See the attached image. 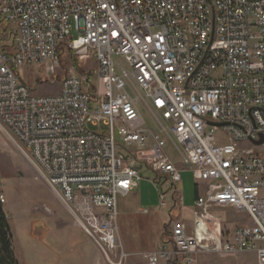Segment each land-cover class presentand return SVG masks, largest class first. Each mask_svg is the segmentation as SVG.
<instances>
[{
	"label": "built area",
	"instance_id": "2783aa9c",
	"mask_svg": "<svg viewBox=\"0 0 264 264\" xmlns=\"http://www.w3.org/2000/svg\"><path fill=\"white\" fill-rule=\"evenodd\" d=\"M0 20V131L110 264L131 257L118 198L144 167L161 206H183L170 145L204 187L193 227L172 221L146 263L253 253L264 264V0H0ZM68 53L97 68L63 77L57 95L33 94L20 70L56 77ZM226 209L240 217L233 232Z\"/></svg>",
	"mask_w": 264,
	"mask_h": 264
},
{
	"label": "rangeland",
	"instance_id": "374dc122",
	"mask_svg": "<svg viewBox=\"0 0 264 264\" xmlns=\"http://www.w3.org/2000/svg\"><path fill=\"white\" fill-rule=\"evenodd\" d=\"M4 25L0 24V33ZM71 35L72 38H77L79 33L72 30ZM1 44L0 40V46ZM96 68L97 65L91 58H85L78 63L75 56L68 53L54 75L59 76L60 80L63 76L85 74ZM20 76L37 96L57 95L61 91L60 81L54 76H49L44 65L24 67L20 70ZM142 113L147 124L153 126L150 114L145 110ZM216 138L221 143L228 141L222 131L217 132ZM169 153L182 167L181 159L171 145ZM142 174L144 178L138 187L128 196L118 198L121 241L125 246L128 244L137 251L151 247L162 231L164 234L167 232V226L163 225L164 221H185L189 227H193L196 201V186L191 171L184 170L182 180L178 184V190L184 197L183 209L180 206L174 207L172 199H169L168 206L163 208L160 204L159 188L154 183L156 174L147 167L142 169ZM41 177V172L32 160L22 155L0 131V190L4 197L2 204L9 217L13 245L20 264H81V262L91 264L92 243L97 248L98 245ZM145 209L149 210V214H143L142 210ZM220 213L224 218V228L233 232L236 224L232 221L240 217L230 209L222 210ZM130 258L126 264H133ZM105 263L110 264L106 259ZM197 264H258V262L253 253L226 257L201 254Z\"/></svg>",
	"mask_w": 264,
	"mask_h": 264
},
{
	"label": "crops",
	"instance_id": "0c3cea01",
	"mask_svg": "<svg viewBox=\"0 0 264 264\" xmlns=\"http://www.w3.org/2000/svg\"><path fill=\"white\" fill-rule=\"evenodd\" d=\"M178 166L180 167V165L178 164ZM181 169H182V172L184 171V170H189V171H191L189 168H185V167H181ZM192 173V172H191ZM193 175V174H192ZM198 193V191H196V197H197V194ZM183 199H184V197H183ZM196 202V201H195ZM196 205L194 204V211H193V218H194V212H195V210H196V207H195ZM174 207H176V206H174ZM183 207H184V204H183V206L181 207L180 206V208L181 209H183ZM145 210H147V209H145ZM145 210H142V212H143V214H149V210H147L148 212L147 213H144V211ZM222 211V210H221ZM220 216H222L221 215V213H220V211H218L217 212ZM119 214H120V212H119ZM235 216V215H234ZM231 220V219H230ZM240 219H236L235 218V220H233L232 222L234 223V224H236V227H237V225L239 224V221ZM173 220H171V221H164L163 222V225L165 226V225H169L171 222H172ZM181 222H185V221H181ZM186 223V222H185ZM165 232V231H164ZM163 238H164V233H163V231H162V234H159V236H158V239H156L154 242H153V245L151 246V247H149V248H147V249H145V250H143V251H137V250H135L132 246H130V245H128V244H126V246L123 244V247H124V249H125V251L126 252H128V253H131V254H133V255H131V260H132V263L133 264H147L146 263V261H145V259L143 258V254H146V253H153V252H155V251H157L158 249H159V247H160V245H161V243H162V240H163ZM93 244V247H92V251H93V257H92V260L90 261V263L91 264H106L105 263V259H104V257H103V255H102V253L100 252V250L94 245V243H92ZM199 257L200 256H198L197 258H196V262H195V264H197L198 263V260H199ZM79 260V259H78ZM78 260L76 261V263L78 262ZM75 264V263H74ZM81 264H82V262H81ZM161 264H164V263H161Z\"/></svg>",
	"mask_w": 264,
	"mask_h": 264
},
{
	"label": "trees",
	"instance_id": "16d2710c",
	"mask_svg": "<svg viewBox=\"0 0 264 264\" xmlns=\"http://www.w3.org/2000/svg\"><path fill=\"white\" fill-rule=\"evenodd\" d=\"M4 23L0 20V24ZM7 30V25H4V28L1 32ZM65 77V76H63ZM63 77L59 80V76L55 78L58 81H61ZM167 226V232L164 236L169 233V225ZM13 233L9 222V217L6 214L3 204L0 201V264H20L13 245Z\"/></svg>",
	"mask_w": 264,
	"mask_h": 264
},
{
	"label": "bare ground",
	"instance_id": "6f19581e",
	"mask_svg": "<svg viewBox=\"0 0 264 264\" xmlns=\"http://www.w3.org/2000/svg\"><path fill=\"white\" fill-rule=\"evenodd\" d=\"M211 125H213V126H215V127H217V128H222V127H227L228 126V124L227 123H219V122H215V123H211ZM219 131H222V130H219ZM223 132V131H222ZM262 137V140L261 141H259V142H262L263 143V135L261 136ZM258 143V142H257ZM261 143V144H262ZM259 144V143H258ZM180 163H181V165L183 166V167H185V168H188V166H186L185 164H183L181 161H180ZM178 165V164H177ZM193 178H194V176H193ZM194 181H195V186H196V191H198L199 192V188H202V187H204L203 186V184H202V186H199V184L196 182V180H195V178H194ZM180 183V182H179ZM198 194V193H197ZM198 196V195H197ZM197 198V197H196ZM196 207V206H195ZM218 212V211H217Z\"/></svg>",
	"mask_w": 264,
	"mask_h": 264
},
{
	"label": "water",
	"instance_id": "95a60500",
	"mask_svg": "<svg viewBox=\"0 0 264 264\" xmlns=\"http://www.w3.org/2000/svg\"><path fill=\"white\" fill-rule=\"evenodd\" d=\"M259 144H261L262 142H258Z\"/></svg>",
	"mask_w": 264,
	"mask_h": 264
}]
</instances>
